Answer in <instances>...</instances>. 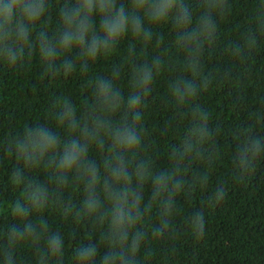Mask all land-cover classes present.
I'll use <instances>...</instances> for the list:
<instances>
[{"label": "trees", "instance_id": "16d2710c", "mask_svg": "<svg viewBox=\"0 0 264 264\" xmlns=\"http://www.w3.org/2000/svg\"><path fill=\"white\" fill-rule=\"evenodd\" d=\"M0 264H264V0H0Z\"/></svg>", "mask_w": 264, "mask_h": 264}]
</instances>
